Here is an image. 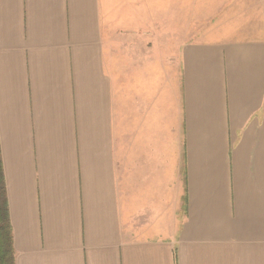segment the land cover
Masks as SVG:
<instances>
[{"label": "crops", "instance_id": "1", "mask_svg": "<svg viewBox=\"0 0 264 264\" xmlns=\"http://www.w3.org/2000/svg\"><path fill=\"white\" fill-rule=\"evenodd\" d=\"M123 16L0 0L16 264H264V38Z\"/></svg>", "mask_w": 264, "mask_h": 264}, {"label": "rangeland", "instance_id": "2", "mask_svg": "<svg viewBox=\"0 0 264 264\" xmlns=\"http://www.w3.org/2000/svg\"><path fill=\"white\" fill-rule=\"evenodd\" d=\"M130 23L145 20L187 40L264 38V0H112ZM185 31V32H184ZM164 33V35L166 36Z\"/></svg>", "mask_w": 264, "mask_h": 264}, {"label": "trees", "instance_id": "3", "mask_svg": "<svg viewBox=\"0 0 264 264\" xmlns=\"http://www.w3.org/2000/svg\"><path fill=\"white\" fill-rule=\"evenodd\" d=\"M0 147V264H16Z\"/></svg>", "mask_w": 264, "mask_h": 264}]
</instances>
